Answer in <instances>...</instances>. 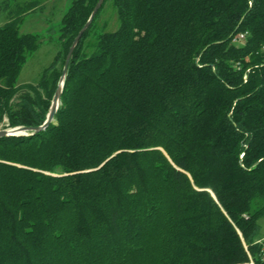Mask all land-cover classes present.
Listing matches in <instances>:
<instances>
[{"label":"trees","instance_id":"obj_1","mask_svg":"<svg viewBox=\"0 0 264 264\" xmlns=\"http://www.w3.org/2000/svg\"><path fill=\"white\" fill-rule=\"evenodd\" d=\"M110 1L52 123L0 137V264H264V0ZM98 2L71 1L36 84L40 37L0 26V130L45 123Z\"/></svg>","mask_w":264,"mask_h":264},{"label":"rangeland","instance_id":"obj_2","mask_svg":"<svg viewBox=\"0 0 264 264\" xmlns=\"http://www.w3.org/2000/svg\"><path fill=\"white\" fill-rule=\"evenodd\" d=\"M71 1L0 0V26L15 21L19 14L18 16L21 17L20 33L35 34L40 37L39 48L28 58L18 77L17 85L36 84L40 80L42 72L53 62L59 50L62 19L68 11ZM101 8L95 31H116L119 24L118 15L112 2L106 1ZM17 12L19 13L17 14ZM2 127L3 125L0 129ZM259 224L263 237L262 242H264V216L259 220Z\"/></svg>","mask_w":264,"mask_h":264},{"label":"water","instance_id":"obj_3","mask_svg":"<svg viewBox=\"0 0 264 264\" xmlns=\"http://www.w3.org/2000/svg\"><path fill=\"white\" fill-rule=\"evenodd\" d=\"M105 0H99V2L97 3L94 11L92 12L88 22L86 23V25L81 29V31L79 32L78 36L76 37L75 41L73 42V45L71 46L69 53L67 55L66 61H65V65L63 68V74L62 77L60 79L59 85H58V89L55 93L52 105H51V109L50 112L47 116V119L45 121V123L38 127V128H22V127H18V128H14V129H5V130H0V137H11V136H22V135H26L27 132H40L45 130L50 123H52V121L54 120V116L59 108L60 105V100H61V94H62V90H63V86H64V80H65V76L67 74V70H68V66H69V62L70 59L72 57V54L74 52V49L76 48V46L78 45L79 41L81 40L83 34L85 33V31L90 27V25L93 22V19L95 18V16L97 15V13L99 12L102 4L104 3Z\"/></svg>","mask_w":264,"mask_h":264},{"label":"crops","instance_id":"obj_4","mask_svg":"<svg viewBox=\"0 0 264 264\" xmlns=\"http://www.w3.org/2000/svg\"><path fill=\"white\" fill-rule=\"evenodd\" d=\"M19 12H17V14H18ZM19 15V14H18ZM17 17V16H16ZM19 28H20V26H19Z\"/></svg>","mask_w":264,"mask_h":264}]
</instances>
